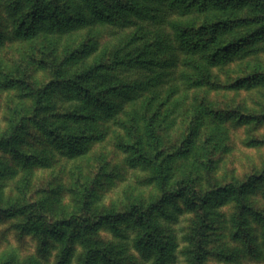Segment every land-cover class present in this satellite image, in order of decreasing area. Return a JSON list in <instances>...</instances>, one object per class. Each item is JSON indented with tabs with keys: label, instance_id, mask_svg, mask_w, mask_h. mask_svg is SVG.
Instances as JSON below:
<instances>
[{
	"label": "rangeland",
	"instance_id": "1",
	"mask_svg": "<svg viewBox=\"0 0 264 264\" xmlns=\"http://www.w3.org/2000/svg\"><path fill=\"white\" fill-rule=\"evenodd\" d=\"M14 1L0 0V264H84V243L73 235L77 222H91L95 242L109 247L111 261L93 264H264L263 35L218 64L179 51L141 66L123 60L172 39L184 20L205 24L211 13L182 16L164 1L136 0L140 14L121 22L82 21L66 31L41 23L34 33H20L26 6L16 10ZM263 5L232 17L227 42L257 30ZM84 45L80 58L68 61ZM97 61L110 65L100 82H123L131 95L115 97L116 110L99 113L95 139L79 155L48 137L43 117L48 125L72 109L77 101L62 82ZM55 82L61 84L36 114L31 94ZM152 117L162 152L153 166L132 152L141 144L154 155ZM14 132L17 140L4 144ZM166 156L173 162L165 185L157 164ZM188 176L196 180L199 207L190 194L177 196ZM81 183L91 192L87 207L78 198ZM228 186L232 192L219 193ZM149 217L150 232L167 248L162 257L156 246L147 248ZM43 224L63 226L65 236L43 235Z\"/></svg>",
	"mask_w": 264,
	"mask_h": 264
},
{
	"label": "trees",
	"instance_id": "2",
	"mask_svg": "<svg viewBox=\"0 0 264 264\" xmlns=\"http://www.w3.org/2000/svg\"><path fill=\"white\" fill-rule=\"evenodd\" d=\"M22 1V2H21ZM154 1V0H151ZM164 1L169 8L176 11L182 16H190L193 13H199V10L211 13L208 21L205 24L199 26L198 24L191 25L190 22L186 23L185 20L178 25L175 30L174 36L170 40L158 41L153 43H148L144 45L142 51L129 57L127 55V61L123 60V63L130 62L136 63L141 66H148L150 64H155L156 60L152 57L158 55L159 53H176V52H192L194 55L199 57V53H202L208 61L212 64H218L227 55L235 53L238 54L241 49L247 47L257 41V37L263 35L264 37V22H259V26L256 31L252 34H243L232 40L233 42H227L226 35L235 29L231 25L232 17L236 13L243 10L245 7H259L260 4H264V0H161ZM24 4L25 11L22 13L21 23L19 25L18 31L20 33L24 32V29L29 31V33H34L38 26L43 23L47 25V30L56 31H66L70 29L73 25L80 23L82 21L97 22L101 20L102 22L114 23L120 20L126 19L130 13H139L140 2L136 0H79L76 2L68 3H56L53 0H15L12 3V7L16 10ZM264 7V5H263ZM75 8H78L77 10ZM264 9V8H263ZM143 15H147L146 12H142ZM152 19H157L156 16H151ZM264 20V19H263ZM84 22V23H85ZM121 22V21H120ZM261 23V24H260ZM2 36L0 33V42H2ZM238 47V48H236ZM86 46H80L76 48L72 53L68 54V61H76L82 55V52L86 51ZM64 66V65H63ZM110 68L109 64L104 62H95L87 68L78 69L77 75L68 81L62 82V84L68 91L73 93L76 104L71 110L65 111L57 117V122L45 123L43 117V128H45L48 137H52L53 142L67 149L68 152L76 153L82 155L85 151V146L95 139L94 135V119L98 117L101 112L112 110L115 111L116 107L120 103L115 102L114 98L117 96L129 95L130 88L127 90V84L123 82H100L101 72ZM64 73L60 69L57 74L62 76ZM60 82H55L42 91H37L31 94L33 98L37 101L36 114L40 112L38 109L39 105L44 103L47 99V94L54 87H58ZM131 95V94H130ZM78 103V104H77ZM45 105H43L44 107ZM112 111V112H113ZM28 118V117H27ZM154 118H151V123L147 125L148 132L151 133V139L154 142L153 150L154 155H148L141 144L133 145L132 152H134L135 157L138 155L147 159L151 166L155 165L156 159L162 154L161 150L158 148L160 145L159 139L157 138L156 129L154 126ZM47 125V126H46ZM196 132L191 131L189 133V138L191 141L194 140ZM18 138L17 133H13L11 137H6L2 142L4 144L16 141ZM151 147V145L149 144ZM190 149H186L181 152V155H188ZM179 154V155H180ZM136 158V159H137ZM143 159V158H140ZM173 162L172 156H166L163 160L157 164V170L162 173L161 179L166 185L167 172L170 164ZM196 180L191 176H188L185 183H180L181 187L177 196H184L190 194L191 198L194 200H189V203L199 207V190L195 187ZM82 188L78 189L81 202L84 201V205L90 201L91 192L89 189L85 191V187L81 183ZM234 189V186H228L219 191L230 193ZM237 190V188H235ZM77 194V195H78ZM207 196H202V199H207ZM171 195L165 196L163 201L170 199ZM87 205V204H86ZM85 205V207H87ZM153 207V205H152ZM155 208V207H154ZM153 208V209H154ZM43 209L46 206L43 203ZM144 212V211H143ZM141 215L144 217V213ZM153 213V210L150 211ZM110 217V216H109ZM103 220V218H101ZM87 222V221H86ZM145 225V230L148 235L147 248L157 247L160 257L167 250L165 244L159 243V236L156 232H150L154 229L151 217L143 221ZM149 227H148V226ZM94 226L91 222L87 224L75 223L74 228L76 231L73 235L76 238H80L84 243L86 251V261L84 264H93L96 261L108 258L111 261V254L108 252L109 247L100 246L93 237L90 231ZM60 228L50 229L43 224V235L55 234L57 236H65V230L63 226H58ZM62 227V228H61ZM39 229H41L39 227ZM113 257V256H112ZM111 258V259H110Z\"/></svg>",
	"mask_w": 264,
	"mask_h": 264
}]
</instances>
